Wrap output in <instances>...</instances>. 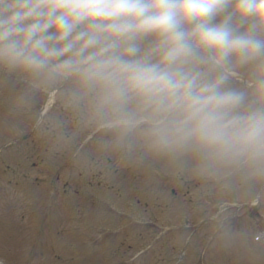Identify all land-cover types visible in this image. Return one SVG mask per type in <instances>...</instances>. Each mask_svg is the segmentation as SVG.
I'll use <instances>...</instances> for the list:
<instances>
[{
  "label": "clouds",
  "instance_id": "clouds-1",
  "mask_svg": "<svg viewBox=\"0 0 264 264\" xmlns=\"http://www.w3.org/2000/svg\"><path fill=\"white\" fill-rule=\"evenodd\" d=\"M0 80L34 130L264 204V0H0Z\"/></svg>",
  "mask_w": 264,
  "mask_h": 264
},
{
  "label": "rangeland",
  "instance_id": "rangeland-1",
  "mask_svg": "<svg viewBox=\"0 0 264 264\" xmlns=\"http://www.w3.org/2000/svg\"><path fill=\"white\" fill-rule=\"evenodd\" d=\"M29 128H30L29 123H27L19 114L13 115L12 121L8 120L5 116H1L0 135H2L4 139H0V142L6 141L11 137L16 136L17 134L26 132ZM26 153L28 156H26L25 158L16 156V152L11 153L10 159L12 160L10 162L5 154L0 157V256L6 259L8 257H11L14 264H55V262L49 256L48 253L49 249L47 242H49L50 244L49 248L51 250L55 248L56 251L53 252H55V254L58 255L59 258H61V260L57 261V264H94L95 263L94 255H90V256L88 255L87 259L84 262L75 261L72 263H66L65 261L64 257L66 253L65 254L63 253V248L65 247L68 248V245L66 242H64L62 238L57 243V241L59 240V237L57 235L61 233L60 231L65 232L66 230L64 228L65 222H62L61 220L56 218L58 214L53 216V212L56 209L61 210V207H63V204L61 203L64 202V199L62 198L63 195L59 197L58 204L55 205L54 211L49 213L47 216L46 224H48L49 228L47 229L45 225V229L44 228L42 229L41 237L40 238L35 237L36 227L39 226V222H35L34 218L27 216L24 205L22 206L18 205L19 200L15 201L16 195L6 187L5 184L6 177L3 176L2 174L3 168L8 164L13 163L22 166L23 170L25 171H27L26 168H29V173L31 176L44 177L45 175H48L49 167L50 166L53 167V164H50L48 160L47 164L50 165L49 167L40 170L41 166H39L35 169H32L31 164L33 162H38V160L36 159V157H38V153L33 154L27 149H26ZM84 161L86 162V160ZM93 163L94 162H91V164ZM87 164L88 163H86V165ZM157 165L159 169L167 170L161 163L157 162ZM67 178L68 179L71 178L69 171ZM48 180L50 179L48 178ZM238 191L239 190H236V192ZM259 208L261 209V213L264 214V204H260ZM169 212L171 214H174V216L181 213V212L177 213V211H169ZM238 213L239 214L237 215L238 216L237 218L238 221H240L244 213L243 212H238ZM62 217H65V215H62ZM223 217L224 218L222 223L223 225L222 229L225 231L229 226L230 220L226 215ZM54 218L57 219L58 221H54L53 220ZM38 239L46 242H44L42 246L36 249V241ZM67 240L68 239L66 238V241ZM56 243L58 244V247H55ZM217 244L214 247H217ZM193 247L195 248V250H197L198 243L194 242ZM230 247L231 245L229 247L217 249L216 252H214L213 249L211 248L212 250H209L204 257L206 263L214 264V261L216 262V260L218 259V257H220V255L222 256V258H224L223 259L224 261H227L230 255L231 258L235 260L236 254L240 255L241 249L236 247L235 251L231 252V250L228 249ZM41 250L44 252V256L36 261L35 252L37 251V253H39ZM240 264H244V262L240 261Z\"/></svg>",
  "mask_w": 264,
  "mask_h": 264
}]
</instances>
